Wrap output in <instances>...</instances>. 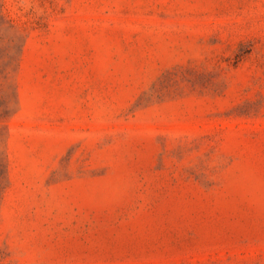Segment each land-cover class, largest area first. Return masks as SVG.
Returning <instances> with one entry per match:
<instances>
[{"label":"rangeland","instance_id":"1","mask_svg":"<svg viewBox=\"0 0 264 264\" xmlns=\"http://www.w3.org/2000/svg\"><path fill=\"white\" fill-rule=\"evenodd\" d=\"M0 264H264V0H0Z\"/></svg>","mask_w":264,"mask_h":264}]
</instances>
